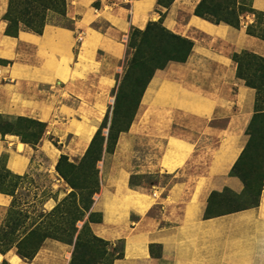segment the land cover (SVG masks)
<instances>
[{
    "label": "crops",
    "instance_id": "0c3cea01",
    "mask_svg": "<svg viewBox=\"0 0 264 264\" xmlns=\"http://www.w3.org/2000/svg\"><path fill=\"white\" fill-rule=\"evenodd\" d=\"M66 1V16L94 33L117 38L131 27L143 29L160 11L167 29L194 40L185 62L169 63L170 71L158 70L149 81L134 121L120 133L102 169L99 195L87 216L98 217L88 223L96 237L120 242L121 256L111 264H264V185L258 205L205 217L212 192L243 191L231 169L249 139L255 90L236 77L231 53L248 50L264 57V40L246 33L253 15L246 14L235 28L193 14L199 0H173L168 8L157 0ZM7 5L0 0V116L47 121L45 88L78 81L70 63L74 34L49 22L41 34L19 29L8 35ZM250 6L264 12V0H250ZM100 23L104 31L90 27ZM85 36L95 35L84 32L81 41ZM86 49L92 54L93 46ZM77 125L82 151L94 126ZM50 145L42 140L39 150L49 157L47 171L57 181L59 151ZM35 152L17 136L0 133V164L13 174L28 172ZM9 202L10 196L0 193V213ZM62 250L60 242L47 239L29 261L14 251L0 253V260L66 264L58 258Z\"/></svg>",
    "mask_w": 264,
    "mask_h": 264
},
{
    "label": "rangeland",
    "instance_id": "374dc122",
    "mask_svg": "<svg viewBox=\"0 0 264 264\" xmlns=\"http://www.w3.org/2000/svg\"><path fill=\"white\" fill-rule=\"evenodd\" d=\"M16 1L13 0L15 12L19 7V5L16 6ZM125 2L129 9L130 3ZM95 5L98 3L96 2ZM39 12L44 14L47 23L60 25L74 34L72 52L75 57L70 63L74 62L75 68L72 74L78 76V81L74 80L72 84L62 86V89L55 88L54 85L50 89L45 88L47 91L45 98L50 101L47 111L51 113V115L47 114L48 117L50 116L47 121L27 116H16L10 119L0 116V133L13 134L21 142L36 149L30 169L23 175L8 174L3 169V164H0V183L3 188L0 193L10 196L9 204L0 213V249L7 248L6 252L14 251L16 254L18 250L28 252L37 240L43 239V235H46L41 245L47 239L56 240L62 244L63 250L58 257L59 261H66V264H111L120 251L121 244L119 241L109 242L96 237L88 223L90 220H97L98 217L92 212L87 216V210L99 195L102 169L104 164L110 162L116 135L119 136L124 132H118V130L126 127L130 121L125 114V107L120 106L117 111H114V98L131 57L127 44L132 29L127 34L111 38L104 32L94 33L89 26L82 29L76 26L72 19H63L51 10L40 9ZM262 24L263 28L264 23ZM90 27L97 31H104V25L101 23L92 24ZM84 32H91L95 36L92 38L85 36L81 41L80 38L84 36ZM195 35L197 37L195 39L198 40L199 34ZM89 46H93L92 54L87 52L86 48ZM49 59L54 61L52 55ZM250 61H252L251 58ZM76 67H79L78 71ZM171 67L172 65L167 64L161 70L170 71ZM244 67L242 66V71L249 76L251 70L247 66ZM157 71L152 77L158 73ZM258 75L262 77L261 81H264V71L259 72ZM127 89L128 86L124 88V91ZM147 113L148 110H145L144 114ZM145 118L148 117L145 116ZM259 120L251 132L255 135V140L262 143V152L257 155L255 147H251L241 162L242 170H240L249 173L253 167L259 165L260 173L264 176V116L259 117ZM131 121H134V116ZM77 124L85 129L94 126L93 134L82 151L79 146L80 134L77 132L79 128ZM109 128L111 131L107 147ZM42 140L49 141L54 147L50 146L56 152L59 151V156L65 155L68 162L77 165L73 170L61 168L66 179L57 174L56 181L47 171L49 157H45L39 150ZM224 196L226 195L217 196L213 200L214 209L209 210L210 213L227 211L244 205L223 198ZM47 201L49 203H46ZM31 230L35 231L33 235L36 237L32 236L31 240H28ZM18 255L23 260L29 261ZM3 260L9 264L5 258L0 260V264Z\"/></svg>",
    "mask_w": 264,
    "mask_h": 264
},
{
    "label": "trees",
    "instance_id": "16d2710c",
    "mask_svg": "<svg viewBox=\"0 0 264 264\" xmlns=\"http://www.w3.org/2000/svg\"><path fill=\"white\" fill-rule=\"evenodd\" d=\"M172 1L173 0H157V4L161 7L168 8ZM16 2L18 3H16V6L19 5L17 12L13 9V0H8L7 10L3 16V19L7 23L5 33L8 35L16 36L19 29L41 34L47 21L44 19V14H40V9L51 10L57 13L61 18L69 20L66 16V0H17ZM159 14L160 17L157 20L148 21L143 29L135 27L130 28L132 31L130 32L127 48L130 51L131 57L129 59L128 68L119 82L114 98V111H117V108L120 106L125 107V114L129 117L130 121H128L126 127L119 129L118 132L128 130L133 116L135 117L136 115L142 94L154 72L163 69L171 62H185L192 51L194 45L193 40L167 29L162 23L164 13L159 11ZM193 14L209 20L210 22L216 24L224 22L235 28L240 27L241 19L244 18L246 14H252L253 21L246 25V33L264 40V26L263 28L261 27V25H263L262 23H264V12L253 9L250 6V0H199L194 8ZM250 58L252 61H250ZM231 59L236 64V77L242 79L246 86L255 90L254 113L247 126L249 139L231 169L232 174L238 176L243 182V191L240 194H235L226 190L222 192H212L208 198L205 217L220 215L258 205L259 196L264 185V176L260 173L259 165L253 167L249 173L241 171V162L251 147H255L257 155H260L262 152V143L255 140V135H253L251 129L254 128L256 123H259V117L264 116V81H261L262 77L258 75L259 72L264 71V57L248 50H241L240 52H232ZM243 60H245L244 63H242ZM242 66H245L244 68L247 66V68L251 70L249 76L244 74L241 69ZM127 86L128 89L124 91V88ZM110 131L109 128L106 141L107 147L109 146ZM39 138L40 136L38 139ZM117 139L118 134L116 135L114 144H116ZM95 160H97V158ZM76 166V164L68 162L65 155H60L55 164V171L61 178L66 179L61 168L66 167L73 170ZM3 169L8 174L18 176L6 169L4 165ZM130 184L133 185V179H130ZM72 187L75 186L72 185ZM0 191H3L1 183ZM223 195H226L223 198L243 203L244 205L240 207L237 206L227 211L210 213L209 210L214 209L213 200L217 196ZM88 211L89 209L87 212ZM33 234H35V231L31 230L27 237L28 240H31L32 236L36 237ZM44 237H46V235H43V239ZM43 239L37 240L30 251L20 252L18 250V254L28 260L32 259L40 248ZM7 250V248L4 250L0 249V253L5 254ZM120 256L121 249L115 258ZM1 264H7V262L3 260Z\"/></svg>",
    "mask_w": 264,
    "mask_h": 264
},
{
    "label": "water",
    "instance_id": "95a60500",
    "mask_svg": "<svg viewBox=\"0 0 264 264\" xmlns=\"http://www.w3.org/2000/svg\"><path fill=\"white\" fill-rule=\"evenodd\" d=\"M106 131H107V129H106ZM106 131H105V133H106Z\"/></svg>",
    "mask_w": 264,
    "mask_h": 264
},
{
    "label": "bare ground",
    "instance_id": "6f19581e",
    "mask_svg": "<svg viewBox=\"0 0 264 264\" xmlns=\"http://www.w3.org/2000/svg\"><path fill=\"white\" fill-rule=\"evenodd\" d=\"M112 100V99H111Z\"/></svg>",
    "mask_w": 264,
    "mask_h": 264
}]
</instances>
